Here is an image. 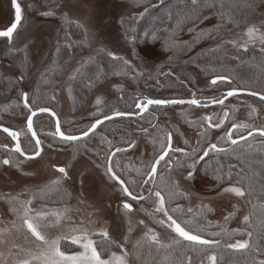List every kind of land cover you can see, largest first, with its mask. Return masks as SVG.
I'll return each mask as SVG.
<instances>
[{
	"label": "rangeland",
	"instance_id": "1",
	"mask_svg": "<svg viewBox=\"0 0 264 264\" xmlns=\"http://www.w3.org/2000/svg\"><path fill=\"white\" fill-rule=\"evenodd\" d=\"M141 1L143 4L146 2L152 4L156 0H24L23 3L20 2L23 20L20 32L14 42V49L17 51L15 55L25 56H22V61H26L25 58L30 60L27 74H22L26 78L21 86L22 90L27 91L29 97L34 91L36 75L48 68L49 65L51 66L62 25L71 22L81 26L87 37L88 50L75 62L71 70L64 74L56 89V99L62 117L69 121L75 120L76 118L71 115L68 104L69 100L72 104V97H66L65 93L64 85L67 78L73 75L79 66L97 50H104L108 54L124 57L127 61H131L130 45L125 34L121 31L120 20L140 14L145 8V4H141ZM13 21L14 11L11 0H0V30L9 28ZM251 27L258 30L256 38L249 39L246 35L247 29L238 31L232 36L236 48L234 55L241 48H247L254 43H262L258 38L260 35H264V30H260V24ZM27 40L29 41L27 42ZM13 59L21 61V56L17 55ZM10 64L12 62H9L8 66ZM146 66H144V74L138 68L136 73L127 76L128 78L105 74L108 77L105 83L94 91L85 107V115H89V119L77 123L75 125L77 128L67 124V132L82 133L88 130L98 119L99 114L102 113L103 107H106L107 114L118 112L117 100L125 94L124 90H129L136 95L147 91L153 96L150 98L157 100L204 99L203 101L209 105L213 99L223 98V93L236 88L233 83L226 84V86L220 85L221 83L213 85L212 79L205 80L198 72L191 70L189 71L191 77L189 81L186 79L178 80L175 75L156 78L158 81L157 90L165 86V91L155 94L149 88L150 86L146 85H149V82L146 83L145 81H150L146 76H148V72H154L155 68L150 64ZM16 76L17 81L13 77L11 80L15 85L12 95L0 100V107L15 101L13 95L17 94L15 90L19 87L17 83H22L20 82L22 79L18 80L21 78L20 75ZM205 93L208 95L207 97H205ZM17 99L21 103L22 95L21 98ZM240 100L244 104L253 103L247 97H241ZM137 109L140 112L143 108L137 107ZM163 109L161 113L166 120L161 119L156 127L146 131L141 125H127L125 121L118 120V125L122 126L124 130L126 128V136H123V140L121 139L119 143H116L115 139L107 138L104 145L97 143L92 136V139L89 138L84 144H81L79 147L81 156L74 160H72L71 147L63 148L61 144L47 143L43 156L35 162L19 161L12 157L9 167H5L2 163L3 168L0 171V264H18L20 261L30 259L29 253L35 254L37 252L35 238L22 227V221L19 219L22 204L28 200H32L31 207L36 210L63 213L59 224L55 223V217H49L47 221L49 227L44 231L51 238H55L56 235H63L65 238L61 240L62 250H65V246H67L66 254L69 255L83 250L78 245L71 244V236L83 235L86 232L90 239L99 243L104 239L99 233L106 231L108 233L107 239L111 243L106 245L107 251L103 258H109L112 253L123 255L122 249H124L127 252L128 264H134L131 258L132 250L126 239L130 233L129 227L131 226L132 231L133 225L137 226L138 233L149 234L148 229H152L158 234L159 241H170V238L173 237L155 225L156 221L166 219L163 214L155 211V205L151 199L145 203L128 199L121 187L108 173V160L117 148L132 147L128 153L116 154L111 166L120 179L125 174L129 182L132 181L135 184V194H143L147 197L149 188L153 185L150 183L142 186L140 182L142 178L147 177L155 159L161 154V144L167 143L169 134H174L175 148H185V145L191 148L197 142V135L203 133L208 127V121L205 118L212 117L213 125L220 123V121H223V124L219 128H209L211 131L210 143H217L222 149L232 145L227 138V133L234 124L239 125L238 97L223 106L211 109H198L197 106H171ZM225 113L228 115L225 116ZM28 114L29 112L25 111L20 118L12 121L8 119L7 122L15 126H25ZM183 118L187 119L189 126L196 128L197 131L185 127L182 122ZM225 122H227L226 125ZM173 125L180 131L184 141L181 142L180 135L175 134ZM37 127L47 133L53 132V123L47 118L39 119ZM218 129L221 132L217 131ZM21 131L26 144H29L28 132L25 128ZM222 138L225 141H221ZM237 138L238 127L232 136V139ZM0 145L12 146L10 139L2 133H0ZM209 145L205 148H209ZM26 148L34 149L33 145H28ZM64 149L66 152H63ZM203 154L201 151L195 159L201 161L200 157ZM67 165L70 166L68 169L71 176L69 181H65V194L59 196L55 194L54 185L58 184L55 182L63 181L64 176L57 171V168H67ZM177 183L179 188L188 195L191 208L197 206L207 208L210 211V221L217 224L228 222L229 229L247 231L246 225L249 220L250 209L246 195L241 197L223 191L224 188L237 185L225 186L213 194H201L192 189L187 176H178ZM48 186L53 195H50L47 201L43 194L41 200L38 199V195L34 196V194L47 189ZM125 202L132 205L131 212L123 208ZM141 210L149 211L150 217L144 216L140 212ZM226 217H228L227 220ZM245 217L248 219L245 220ZM141 221L143 223H140ZM173 236L177 237L176 235ZM238 240L248 241V235ZM98 250L100 249L98 248Z\"/></svg>",
	"mask_w": 264,
	"mask_h": 264
},
{
	"label": "trees",
	"instance_id": "2",
	"mask_svg": "<svg viewBox=\"0 0 264 264\" xmlns=\"http://www.w3.org/2000/svg\"><path fill=\"white\" fill-rule=\"evenodd\" d=\"M140 3L143 4V1ZM147 3L143 4L145 8L140 14L120 20L121 31L130 45L131 61L124 57L113 61L107 52L97 50L81 64L78 68L80 72L76 71L67 78L65 93L66 97H72V104L71 100L68 104L71 115L77 121L84 122L89 119V115H85V107L94 91L105 83L108 78L105 74L127 77L136 73L138 68L144 74V66L147 64L155 68L154 72H148L146 76L150 81L145 80L155 94L165 91V86L157 90L156 78L175 75L178 80L189 81L191 70L198 72L205 80L217 76L227 77L228 81L220 85L233 83L235 89L264 94V43L251 44L247 50L241 48L234 55L236 48L232 41L235 33L252 25L260 24V30H264V0H195V3L193 0H156L152 4ZM87 50L88 41L81 26L71 22L62 25L53 62L43 70L35 88V95L30 101L33 108L57 107L56 89L59 81ZM123 61H127V65ZM125 93L128 96L126 100H117V107L121 111L128 110V107L132 109L136 102L135 93ZM18 101L15 99L2 105L0 117L20 114L22 107ZM162 110V107H156L154 113L123 121H129L135 126L141 125L146 131L157 126L156 122L159 123L161 119L166 120ZM102 115L103 113L98 117ZM182 122L185 127L197 131L189 126L187 119L183 118ZM172 127L175 134L180 135L181 142L184 141L176 126ZM122 128L118 121H112L100 130L103 134L99 135V131L93 137L97 143L104 144L107 138L115 139L119 143L125 135ZM210 140L211 134L201 133L198 146L195 144L189 148L185 145L190 150L185 153H191L195 149L196 158ZM222 140L225 141L223 138ZM223 150H211L201 161L195 159L190 169L179 166L193 162L188 156L184 153L172 154L166 159L172 163L169 165L165 161L161 162L158 177L155 179L156 187L166 189L163 193L166 198L168 190L172 192V200L166 206L176 208L179 205L183 210L177 214L178 219L188 221L193 228L203 229V238L219 240V247L192 245L191 242L174 237V232L156 222V226L173 238L167 242L158 240L153 243L147 239L149 234L138 233L137 226L133 225L132 231L131 226L129 227L130 233L126 239L132 250L134 264H209L208 256L212 254L217 256V264H253V261L259 264V261L264 260V147L244 142L229 145ZM73 155L75 158L81 156L80 151ZM181 175L187 176L192 189L201 194H213L228 185L242 187L250 209L247 231L229 229L228 222L217 224L210 221V211L207 208H191L188 195L177 183V177ZM122 179L135 194V184L127 178ZM64 194L65 192L61 195ZM140 212L150 217L149 211ZM216 233L220 235H212ZM249 233L252 234L251 237ZM246 235L250 249L235 250L226 247L228 243H235ZM202 247L207 250L201 251Z\"/></svg>",
	"mask_w": 264,
	"mask_h": 264
},
{
	"label": "snow or ice",
	"instance_id": "3",
	"mask_svg": "<svg viewBox=\"0 0 264 264\" xmlns=\"http://www.w3.org/2000/svg\"><path fill=\"white\" fill-rule=\"evenodd\" d=\"M193 3H195V0H193ZM13 7L15 9V22L5 31H0V37L7 38L8 42H11L13 39V35L16 32L21 19V7L17 3V0H13ZM257 29L253 27H249L247 29L246 35L249 37V39L256 38ZM262 43H264V35H260L258 37ZM245 50H247L245 48ZM111 56V59L113 61H119L122 58L116 57L113 54H109ZM124 65H127V61H123ZM80 69H77V72H80ZM99 78V76H97ZM23 79V77H21ZM220 80H228L227 77L224 76H217L216 78L212 79L211 83L213 85H216L218 81ZM236 94V90L228 91L226 96L224 98L220 99H213L211 101L212 104H224V99L227 97H231ZM249 95H258V93L250 92ZM260 99L264 100V95H260ZM23 103L24 107L27 108L31 112V116L27 118V127L28 130L31 132L33 128V120L32 117L36 116L37 112L33 111L30 103L27 93H23ZM188 103L190 105L195 106H204L207 107L208 104L202 103L201 100L193 98L190 100H157V99H144L137 103L138 108H143L144 111H147L148 106L151 105H167V104H183ZM37 111L39 112H48L49 109L47 108H38ZM253 112L255 109L252 110ZM116 116L124 115V113L117 112L115 113ZM228 114L225 113V116ZM112 116L104 115L102 119H96L95 123L91 125V127L87 130L82 132L80 136L72 135V134H65L60 130L59 122H57L56 132L55 135L58 136L62 141H76L81 139L82 137L89 136L90 133L94 132L95 129L104 123L105 120L112 119ZM208 121V127H216L219 128L222 126L223 121H220V123H217L213 125L212 123V117H206L205 118ZM238 126L233 125V129H236ZM3 131L7 132L9 136L12 137L13 140L17 141L14 151L19 153L21 156L25 155V152L22 151L19 143V133L15 131H10L8 128H3ZM249 136H252L253 133L249 132ZM260 135L264 136V130L260 131ZM33 136L35 137V133L33 132ZM171 134L168 135L167 143L161 144V154L158 156V158L155 159L154 163L151 166L150 172L147 174L146 178H142V181L140 182L141 185H149L150 183L153 185L149 188L148 196H144L143 194H134L133 191H130L129 187L126 186V183L124 180L120 179V177L116 174V172L113 171V167H108L107 171L111 175L112 179L114 181H117L123 190V193L126 197H129L133 201L138 200H148L151 199L152 203L155 205V211L158 213H162L163 216L166 219H161L156 221L159 225L162 227H165L167 229H170L172 232L176 234L177 237L181 238L183 241L191 242L192 245H199V246H216L219 247L220 241L219 240H209L203 238V235L201 234L203 232V229L199 227H191L189 226L188 221H181L178 219L177 214L183 211L179 205H177L176 208H169L166 206V203L172 200V192L171 190H168V196L163 194L166 189L164 188H158L156 187V180L155 177L157 175V166L160 165L161 161H165L166 164H171L172 162L170 160L166 161L165 158L169 155V151H171ZM239 139L241 140H247V137L240 136ZM228 140L232 145H237L238 140L232 139V133H228ZM40 141L36 140V146L37 150L34 152L33 156H29V159L38 157L40 155L39 150ZM127 149H121L117 148L116 152L126 151ZM209 150L213 151H224L223 149H218L216 144L209 145V148L203 149L204 156L200 157L201 160H203L204 157L208 156ZM175 151L183 152L182 149H175ZM115 152L112 153L113 156H115ZM195 154L196 150L193 149L191 153H184V155L188 156L193 162L189 164H180V167H186L190 169L193 167L195 163ZM4 165H9L10 161L8 159H4L2 161ZM60 173L64 174V176H67V172L64 168L57 169ZM189 177L191 176V172L188 173ZM58 183V182H57ZM224 192H230L235 194L236 196H244L245 190L242 187L238 186H232L228 188L223 189ZM38 194H34V196H37ZM155 199H152V198ZM32 205V200H28L27 202L22 204V211L19 213V219L22 221V227L27 230L28 233L31 234L32 237L35 238V241L37 242V252L35 254L29 253L30 259H25L23 261L18 262V264H128L127 262V252L126 250L122 249L124 252L123 255H117L116 253H112V255L105 259L104 254L107 251L106 245L110 244L111 242L107 239L108 233L106 231H102L99 233L102 239L99 243L89 238V235L85 232L83 235H73L71 236V244L72 245H78L79 248L83 249L82 251H76L73 254L69 255L66 254L67 246H65V250H62L61 240L65 237L63 235H56L55 238H51L44 229L49 227V223H47L49 217H55V223L59 224L62 220L63 213H59L57 211H49L45 212L43 210H36ZM123 208L129 212L132 211V205L130 203L125 202L123 204ZM67 211V210H65ZM189 212L191 209L188 210ZM228 217H226V220ZM248 218L245 217V220ZM140 223H143L141 221ZM15 227V225H13ZM75 231V230H74ZM148 233L150 235L147 236V239L153 243L158 242V234L153 232L152 229H148ZM212 235H220V233L212 234ZM251 233H249V236L251 237ZM229 249H235V250H245L250 249L249 241H239L237 240L235 243H228L226 245ZM98 248L100 250H98ZM207 248L202 247L201 251H206ZM208 260L211 262V264H217V256L215 254H212L208 256ZM253 264H256L255 261H253ZM259 264H264V260L259 261Z\"/></svg>",
	"mask_w": 264,
	"mask_h": 264
},
{
	"label": "flooded vegetation",
	"instance_id": "4",
	"mask_svg": "<svg viewBox=\"0 0 264 264\" xmlns=\"http://www.w3.org/2000/svg\"><path fill=\"white\" fill-rule=\"evenodd\" d=\"M11 3H12V1H11ZM19 4H20V1H19ZM22 20H23V15H22ZM20 28H21V25H20L18 31L14 34L13 39H12L11 42H8L7 38H1L0 37V100L5 99V98H9L12 95L13 89L15 87L13 81H11L12 80V77H13L14 80H16V78H15V77H17L16 75H20V77H23V79L21 80V78H18V80H21L20 82H22V83L21 84L20 83H17V86L19 85V87L16 86L17 88L15 90H16L17 94L16 95H13V98L14 97H15V99L21 98V95H22V100L20 99L21 100V107H22V109H21V113L20 114H17V115L11 114V115H5L4 117H0V126L5 127V128H8L11 131H15V132L19 133V143H20V146H21L22 150L25 152V154L27 156H33L34 155V152L37 150V146H36V140H35V138L31 134V132L28 130V127H27V119H26V122H25V126H23V125H21V126H19V125L18 126H15V125L7 122L8 119H10L12 121V120H15V119L20 118L21 115L23 113H25V111L26 112H29L28 117L31 115V112L27 108L24 107V103H23V93H27V91L22 90L23 88H21V86L24 84V82L26 80V78L23 75H26L27 74V69H28L27 67H28V63L30 62V60L29 59L27 60L25 58L26 61H15L13 59L17 55L23 56L21 54L15 55L17 53V51H16V49H14L15 48V43L14 42H15V39H16L18 33L20 32L19 31ZM0 31H5V30H0ZM28 41L29 40H27V42ZM9 56H10V58H9ZM23 57H25V56H23ZM9 62H12V64H10V66H8V63ZM13 63H15V64H13ZM42 72H43V70L36 75V79H35V82L36 83H35V86H34V91L28 97L30 101L32 100V98L35 95V88L37 87L36 85L38 83V80L41 78V76L43 74ZM123 92L125 93V92H130V91L129 90H124ZM146 93L144 92L143 94L141 93L140 95H135L134 96L135 99H136V102L134 103L135 106L132 109H131V107H128V110H125V111L118 110V112L135 114V113H140V112L144 111L143 109L140 112L137 111L138 109H137V106L136 105H137V103H139L140 101H142L144 99H153V98H150V97H153L152 95H150L148 93L146 94ZM224 94L225 93H223L222 96H224ZM261 95H264V94H261ZM207 96L208 95L206 94L205 97H207ZM127 97L128 96H126V93H125L119 99L122 100V101H124V100H126ZM241 97H247V96H241ZM241 97L240 96L238 97V124L239 125H238V138L237 139L240 140L239 139L240 136L249 137V138H247V140H243L242 142H240L238 144H241V143H244V142H252L253 144H257V145H260V146L264 147V136H261L260 135V131L261 130H264V111H263L264 110V101L263 100H260L258 98H254V97H247L248 99H251L253 101V103H255V104H253V103L252 104H244L242 102V100H240ZM200 100L202 101V103H205L206 102V101H203L204 99H200ZM11 102H8V103H6L4 105H7V104H9ZM57 103H58V101H57ZM258 105L261 106V107H259ZM30 106H31V108H32L33 111H37V109L39 108V107L38 108H33V105L31 103H30ZM156 107H161V106H155V105L152 106L149 109V111L146 112L143 116H145V115H147L149 113H154V109ZM197 107H198V109H211L209 107H204V106H197ZM43 108L50 109V110H52L57 115V117L59 119V122H60V128H61V131L62 132H64L65 134H72V135H77V136L82 134V133H68L67 132V129H68L67 128L68 127L67 124H70L71 126H74L75 127V125L77 123H79V121H77L76 119L75 120H70V121L67 120V119H64L62 117V113H61V111L59 109V104L57 105V107H43ZM105 108L106 107H103L101 109V110H103L102 111L103 115L100 116V117H98L99 119L103 118V116L107 114L106 113L107 111H105L106 110ZM162 108H166V107H162ZM253 109H255L254 112L252 111ZM102 113H100V114H102ZM104 113H106V114H104ZM112 114H114V113H112ZM107 115L109 116L111 114H107ZM156 117H159V116H156ZM42 118H47L49 121H51L53 123V132L52 133H47L46 131H42V130H40L37 127L38 120L39 119H42ZM5 119H6V121H5ZM120 119L121 120H131V118H120ZM120 119H118V120H120ZM118 120H115V121H118ZM156 123L158 124V122H156ZM226 123L227 122H225V125H226ZM155 124L153 126H151L150 128L154 127ZM127 125H131V123L129 121H127ZM104 126H102L96 133H98ZM56 127H57V121H56V119L53 116L49 115V114L40 115V116H37L35 118V120H34V129H35V131H36V133L38 135V139H39L40 145L42 147V152H41L40 156L37 159H27L26 157L21 156L19 153L15 152L14 151V148H15V145H16V141L13 140L12 137L8 135V133H4V132L0 131V133L4 134L5 136H7L10 139L11 144H12V146H10V147H4V146L0 145V171H1V168H3L2 161L4 159H8L10 161V158L15 157V159H18L19 161H27V162H35V161H37L38 159H40L43 156L44 151H45V146L47 145V143H50V144L51 143L52 144H61V145H63V148L71 147L72 157H73L72 160H74V159H76L74 157V155H73L74 152H78L80 150L79 147H81V144H84L89 138H91L92 136H94L96 134V133L93 134L88 139L83 140V141H78V142L62 141L58 136L55 135ZM23 128L26 129V131L28 132V134L30 136V142H29V144H26V141L22 137L23 134H22L21 129H23ZM75 128H77V127H75ZM235 130L236 129H233L232 128L229 131V132L232 133V136H233V133L235 132ZM217 131H219V129ZM124 132H125V136H126V128H125ZM219 132H221V131H219ZM249 132H252L253 135L252 136H249L248 135ZM100 133H99V135H100ZM203 133H209V134H211L210 133V130H209V127H207V129L205 131H203ZM228 133H227V138H228ZM199 135H197V142H196V145L197 146H198V141H199ZM171 137H172V142H174V140H173L174 139V134L171 135ZM209 144H216L217 145V143H210V141H209V143L206 144L203 148L205 149V147L207 145H209ZM28 145H31V146L33 145L34 149L33 150L27 149L26 147H28ZM217 147H218V149H222V147H219L218 145H217ZM122 149H127V150L126 151L118 152L116 154H121L122 152L124 154L125 153H128V152H130L132 150V147H129L128 146V148H122ZM173 149L174 150L177 149V148L174 147V143H173ZM180 149H182L183 152H172V153L169 154V156L172 155V154H182V153H185V152L188 151L186 147L185 148H180ZM63 152H66V150L64 149ZM68 153H69V150H68ZM203 156H204V154H203ZM108 162H109V160H108ZM10 165H11V161H10V164L9 165H5V167H9ZM62 168H64L66 170L67 176H64V174H62V173H60L58 171L60 174H62L64 176L63 177V181L60 180L57 185L55 184L57 182L54 183L55 184L54 185L55 186V194H57L59 196H61V194L64 192V189H65V187H64L65 181H69L70 176H71V174L69 172V169H68V168H70V166L67 165V168L66 167H62ZM57 169H59V168H57ZM123 178H126V175L125 174L123 175ZM42 194H43V196H44V198H45L46 201L48 200V198L50 197V195H53L51 193V188H49V186H48L47 189H44L42 192L38 193V199L39 200L42 199V197H43Z\"/></svg>",
	"mask_w": 264,
	"mask_h": 264
},
{
	"label": "water",
	"instance_id": "5",
	"mask_svg": "<svg viewBox=\"0 0 264 264\" xmlns=\"http://www.w3.org/2000/svg\"><path fill=\"white\" fill-rule=\"evenodd\" d=\"M12 1V8H13V10H14V22H15V9H14V7H13V0H11ZM17 3L19 4V1L17 0ZM20 5V4H19ZM21 7V6H20ZM21 15H22V8H21ZM13 22V23H14ZM21 22H22V19H21ZM21 22H20V24H21ZM20 24H19V26H18V28H17V30H16V32L18 31V29H19V27H20ZM15 32V33H16ZM14 33V34H15ZM14 36V35H13ZM1 38H4V37H1ZM228 80H220V81H218L217 82V84L218 83H221V82H227ZM232 90H236V94L235 95H233V96H231V97H227L226 99H224V104H226L228 101H230V100H232V99H234V98H236V97H241V96H247V97H254V98H258V99H260V95L261 94H259L258 93V95H249V93L251 92V91H245V90H238V89H232ZM232 90H229V91H232ZM228 92V91H227ZM227 92L224 94V97L226 96V94H227ZM256 93V92H255ZM223 97V98H224ZM180 100H185V101H187V100H189V99H180ZM261 100V99H260ZM264 101V100H263ZM223 104V105H224ZM152 106H154V105H151V106H148V108H147V111H142V112H140V113H135V114H130V113H124V115H121V116H116L115 115V113L114 114H111V115H109V116H112L113 118L112 119H109V120H105L104 121V123H102L101 125H99L96 129H95V131L94 132H92V133H90L89 134V136H87V137H82L81 139H79V140H76V141H73V142H78V141H83V140H86V139H88L90 136H92L93 134H95L102 126H104L105 124H107V123H109V122H112V121H115V120H118V119H120V118H131V119H138V118H140L141 116H143L146 112H148L149 111V109L152 107ZM155 106H161V107H171V106H195V105H190V104H188V103H183V104H167V105H155ZM219 106H222V105H220V104H212V103H210L207 107H209V108H214V107H219ZM37 112V114H36V116H33L32 117V120H33V128H32V131H31V134L33 135V132L35 133V140H39L38 139V135H37V133H36V131H35V129H34V120H35V118L37 117V116H40V115H44V114H49V115H51V116H53L55 119H56V121L57 122H59V119H58V117H57V115L52 111V110H50L49 109V111L48 112H39V111H36ZM31 116V115H30ZM102 119V118H101ZM59 125H60V122H59ZM3 128H5V127H2V126H0V131H2V132H4V133H7V132H5V131H3ZM60 130H61V128H60ZM11 131V130H10ZM78 136H80V135H78ZM247 138H249V137H247ZM18 139H19V137H18ZM238 140V139H237ZM243 140H238V143H240V142H242ZM16 143H17V141H16ZM21 147V146H20ZM22 149V148H21ZM171 151H169V154L170 153H172V152H178V151H175L174 149H173V142H172V139H171ZM39 150H40V154H41V152H42V147H41V145H39ZM23 151V150H22ZM115 153H118V152H116L115 151ZM116 155V154H115ZM24 157H26L27 159H29L28 157L29 156H27L26 154L25 155H23ZM40 156V155H39ZM38 156V157H39ZM169 156V155H168ZM167 156V157H168ZM38 157H35V158H32V159H37ZM113 155L111 154V156H110V158H109V162H108V167L110 166V161H111V163H112V159H113ZM166 157V158H167ZM165 158V159H166ZM162 162V161H161ZM158 171H159V166H157V175H158ZM157 175H156V177H155V179L157 178ZM118 185H119V183L117 182V181H115ZM120 186V185H119ZM127 186V185H126ZM129 198V197H128ZM130 199V198H129ZM141 201H143V200H138V201H136V202H141ZM133 209V208H132Z\"/></svg>",
	"mask_w": 264,
	"mask_h": 264
}]
</instances>
